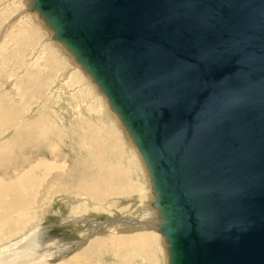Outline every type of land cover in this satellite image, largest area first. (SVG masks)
I'll list each match as a JSON object with an SVG mask.
<instances>
[{
	"label": "water",
	"instance_id": "95a60500",
	"mask_svg": "<svg viewBox=\"0 0 264 264\" xmlns=\"http://www.w3.org/2000/svg\"><path fill=\"white\" fill-rule=\"evenodd\" d=\"M145 163L168 264H264V0H27Z\"/></svg>",
	"mask_w": 264,
	"mask_h": 264
},
{
	"label": "rangeland",
	"instance_id": "374dc122",
	"mask_svg": "<svg viewBox=\"0 0 264 264\" xmlns=\"http://www.w3.org/2000/svg\"><path fill=\"white\" fill-rule=\"evenodd\" d=\"M19 4L20 6H18ZM27 5V0H25V2L20 0H0V31L6 28L4 30V34L0 36V111L1 117L8 118L6 120L15 121L12 123V125L14 124V127L11 125L9 129H6V133L0 135V151L4 149V145H6L7 142L20 132L21 128H24L25 126L27 128L31 125L30 123L32 121L43 120L39 123L45 122L46 124L44 125V128L50 130H52L51 127L56 128L58 132L63 135L60 140H58V136L60 135L55 136V139L53 135L49 137L51 145L56 146L61 144V141L64 142L62 143L61 148L58 147L57 157L60 159H57L59 162L54 159H50L48 161L43 160L41 163V159L50 158L46 151L38 153L39 155L36 159V164L39 165L37 172L40 173L38 175V179L43 182L42 184L47 183V185L43 186L42 190H40L41 187L39 189L40 198L38 204L40 207L37 209L35 208L34 210H36L38 215L39 212H41L40 215H44L37 218L36 225L40 227L43 226L47 229L48 235L53 243L65 244V246L69 248V251L63 258L54 260L51 263L68 264L71 260L79 261L80 259L81 264H161V262L158 261L157 253L161 250L164 255V264H168L167 252H165V243L162 239L163 237L158 234L157 231L151 229L158 224L157 215L152 210H150L148 214L141 212V209L146 207V202L151 200V195H149L150 192L142 190L143 185H140L137 182L134 183L133 176L127 179V183L130 185H137V192L139 189L141 190L139 199L136 196L135 191L134 193L133 191H128L125 187H123L120 188L118 193L111 196L107 191H100L98 200H89L90 198L86 194H80L77 192L78 185L77 183L75 184L74 180H69V182L66 181L65 183L67 188L65 189L61 183L60 185L64 190L59 191L54 195L56 187L55 183L58 184V181L60 182L61 179L67 178L66 172H68L67 170L70 167L72 168V163H70V161L77 162L75 165L77 169H80V175L82 173V169L86 167V164L73 159L78 158L86 163H91V161L86 160L85 155L79 153V148H82L84 144L82 141L79 142V145L72 144L73 140L71 137H73L74 134H77L73 132L74 128L71 126L70 122L68 123V125H70L69 128L64 129L63 126L60 128V125H56V123L51 120L56 104L58 105V99L52 98L50 88L57 75L66 67H63L64 63L62 61L60 66H58L59 69L56 67L51 68L50 66L55 65L57 60H63L65 63L68 62L69 59L71 61L76 60L70 53H65V47H53V45L45 43L46 46L42 49L43 54L38 56V58L44 56L39 60L41 61V64L38 66L34 63L35 61H31L30 56H33L32 48L36 47L40 41L43 40L44 36L52 38L53 34L47 27L44 20L41 19L37 13L33 14L28 10L26 13L19 15L21 12H24L25 8L27 9ZM16 17H18V19L13 22ZM38 47L40 48L41 46ZM33 74L35 75V80L32 81L30 80V76ZM86 78L88 79V77ZM86 78L84 77L85 81ZM72 80H76V78ZM12 83L13 86H9ZM68 83H70V81H68L67 84ZM71 91H73L75 95L82 94L75 93L73 88ZM90 95L91 96L89 98H94L93 96H95L93 93H90ZM75 102L77 106L80 105L79 101ZM76 105L73 103L69 104L72 111L78 108ZM70 108L67 107L66 110L70 112H65L67 114L66 116H70L73 113ZM31 109H34V112H31ZM81 118V116L73 118L74 122H76L79 126L87 123L84 118ZM24 122H27V124L18 128L21 124L24 125ZM122 126L123 124L118 123L120 131L125 135V128ZM108 133L109 131L104 133L102 136L99 134V138H101L100 140L108 137ZM119 136L120 134L117 138H119ZM122 137L118 139L119 141L121 139V141L118 142L125 151L120 154V160L124 163V161L128 160V158L125 157L127 155L126 148H124L128 142L125 136ZM41 140V142L44 141L43 138ZM92 142L94 143L93 140ZM11 144L13 145V142ZM113 147L117 150V146ZM30 152L32 154V151ZM21 156L22 155L20 154L19 161L16 158L12 159L13 166H6L5 164L0 166L1 181L5 180V182H9L6 172L11 174L10 170L12 168L21 170L18 175L30 169V166H26V160L30 156ZM63 158L69 162H67L68 164L66 166L63 162H61V160L63 161ZM130 161H132L131 164L136 165L133 166V172L138 168L142 170V166L139 161H135L133 158L128 160V162ZM22 164H24V166H22ZM126 168L129 170L127 165ZM10 179L13 180L14 177ZM49 184L55 185L53 187H48ZM51 188V192H48L47 195V189ZM142 195L144 196V200L142 199ZM80 198H82V200H79ZM132 199H138L136 201L137 204L132 203ZM140 202L143 203L141 204ZM78 205H81L84 209L79 210L75 213V215L71 214V210ZM81 219L84 221H79ZM142 220L146 222L148 221V224H145L146 227L142 224L145 223L142 222ZM124 221H133L134 223L125 224ZM120 225L130 226L131 228H119ZM97 228L100 230V239L117 238L123 240L124 242L112 243L110 241H106L105 246L101 248L97 247L95 244L89 245V243L94 239V236L96 237L94 232L96 231L97 233ZM142 228L153 233H149V236L144 237L145 240L151 244L148 247L149 252H145V244L138 243V245L137 243H130L133 238L141 236L143 232H146ZM110 229L117 230L108 232ZM0 238L3 239L4 243V238L1 236ZM22 238L13 240L12 243L17 242L18 240L20 241ZM9 240H11V238L6 239V243Z\"/></svg>",
	"mask_w": 264,
	"mask_h": 264
},
{
	"label": "bare ground",
	"instance_id": "6f19581e",
	"mask_svg": "<svg viewBox=\"0 0 264 264\" xmlns=\"http://www.w3.org/2000/svg\"><path fill=\"white\" fill-rule=\"evenodd\" d=\"M20 1L25 2V0H20ZM18 6H20V4ZM27 11L28 9L25 8L24 12H21L19 15L24 14ZM30 12L34 14V12L32 11ZM17 19L18 17H16L13 20V22H15V20ZM5 29L0 31V36L4 34ZM48 38L49 36H44L43 40L40 41V43L36 47L32 48L33 56H30V59L32 62L35 61L34 63L38 66L41 64V61L39 60L44 57L43 56L38 58V56L43 54L42 49L46 46L45 43L53 45V47L56 46L64 47L61 43L55 41L53 37L49 38L50 40ZM38 46L41 47L39 48ZM65 53H68V51L66 50ZM61 61L64 63L63 67L66 68L57 75L56 79L54 80L50 88L52 98L58 99L57 100L58 105L56 104L53 116H51V120H53L56 123V125L58 126L60 125V128L61 126H63L64 129L69 128L70 125H68V123L70 122L71 126H73L74 128L73 132L77 134V135L74 134V136L71 137V139L73 140L72 144L79 145V142L82 141L84 144L82 148H79V153L84 154L86 160L91 161V163H86L85 161H82L81 159H78L76 157H75L76 159H73L76 161L84 162L86 164V167L82 169V173L80 175V169L79 168L77 169L75 165L77 162L70 161V163H72L71 164L72 168L68 165L70 167L69 168L70 170L68 169L67 170L68 172H66L67 178L61 179L60 182L58 181V184L55 183L56 187H55L54 195L57 192L67 188L65 183L66 181L69 182V180H74L75 184L77 183L78 185L77 192L80 194L82 193L86 194L90 198L89 200H95V201L98 200L100 191L103 190L107 191L111 196L118 193L120 188L123 187H125L128 191L131 192L135 191L136 196L139 199L140 198L139 194L141 190L139 189L138 191L139 193H138L136 191L137 185L135 186L127 183V179L133 176L134 183L137 182L140 185H143L142 190L145 191L147 190V192H150L149 195H151V200L148 198L150 201L148 202L145 201L146 207H143L141 209V212L148 214V212L152 210L154 211L155 214H157L155 209L152 207L154 195L152 192L151 181L149 178L148 170L139 153V150L135 146L133 140L131 139L130 135L127 133L126 129L124 130L125 135L122 134V132L120 131L118 127V123L122 124V122L120 121L119 117L116 115L115 112L111 110L108 100L105 98L104 94L99 90L98 86L93 82L90 75L87 74L76 61H71L69 59V61L65 63V61L63 60H57L56 64L50 67L51 68L56 67L57 69H59L58 66H60ZM84 77L85 78L88 77V79L86 78L85 81ZM74 78H76V80H72ZM30 80L32 81L35 80L34 74L30 76ZM68 81H70V83L67 84ZM9 86H13V83ZM72 88L74 89L75 93H82V94L75 95L73 91H71ZM90 93H93L95 95L93 96L94 98H89L91 96ZM75 101H79L80 105L77 106ZM70 103L75 104L78 108L72 111V109L69 106ZM67 107L70 108L71 111L73 112L71 115L68 113L70 116H66L67 115L66 113L68 111L66 110ZM31 112H34V109H31ZM80 116L87 121L85 125L79 126L76 124V122H74L73 118H77ZM6 119L8 118L1 117V111H0V135L6 133L7 132L6 129H9L12 123L15 122L14 120H6ZM40 121H32L30 123L31 125L28 126L27 128L25 126L27 122H24V125L21 124L18 128L23 126L25 127L21 128L20 132H18V134H16L12 139L10 138L11 140L7 142L6 145H4V149L0 151V166L3 164H5L6 166H13L12 165L13 158H16L19 161L20 154L22 156L23 155L30 156L31 154L30 151H32L31 156L26 160V166H30L29 167L30 169L28 171H25L24 173L18 175L21 170L12 168L11 169L12 171L10 170L11 174H8L6 172L7 174L6 176H8L9 182H5V180L4 181L0 180V236L4 238V243H3V239L0 238V264H52L51 262L59 258H63L66 255V253L69 251V248L66 247L65 244L53 243L48 235L47 229H45L43 226L40 227L36 225L37 218L42 217L44 214L40 215L41 212L38 211L39 212L38 215V213L34 209L40 207V205L38 204L40 198L39 192L40 190L43 189L44 185H47V183L42 184L43 182L39 181L38 179V175L40 174L37 172L39 169V165L36 164L37 163L36 159L39 155L38 153H41L42 151H46L50 157V158L41 159L40 160L41 163L43 160L48 161L50 159H54L55 161L59 162V160L57 159L59 158L57 157L58 156L57 151L59 148L62 147V143H64L61 141V144H58L56 146L51 145L50 144L51 141L49 139L51 135H53L54 139L55 136L60 135L58 136L59 137L58 140H60V138H62L63 135L60 134L56 128L51 127L52 130L44 128V125L46 123L45 122L39 123ZM108 131H109V133L107 134L108 137L100 140L101 138H99L100 136L99 134H101L102 136L104 133H107ZM119 134H120L119 138L125 136L128 142L127 145L125 144L126 146L124 147L126 148V155H127L125 157L128 158V160L130 158H133L135 161H139L141 163L142 170L137 167L138 169H135V171L133 172L132 171L134 170L133 166L136 165L131 164L132 161L128 162V160H126L124 161V163L121 162L120 154H122V152L125 151L122 149L119 143L121 139L119 141L118 140L119 138H117ZM42 138L44 139L43 142H41ZM92 140L94 141V143L92 142ZM12 142L13 145L11 144ZM113 146H117V150ZM61 162H63L65 166L69 163L68 160H65L64 158L63 161L61 160ZM126 165L127 167H129V170H127ZM22 166H24V164H22ZM13 177L14 179L11 180L10 178ZM61 183L63 184L64 189L63 187H61L60 185ZM55 184H49L48 187H53ZM47 190H48L47 191V195H48V192H51L52 188ZM143 195H142V199L144 198ZM138 199H132L131 201L132 203H136ZM79 200H82V198H80ZM140 203L142 204L143 202ZM81 209H84V207L78 205L74 207L70 213L75 215V213ZM128 217H124V218H128ZM79 221H84V220L81 219ZM142 222H145L142 223L144 226L146 223L148 224V221L146 222L142 220ZM126 223L133 224L134 222L133 221L125 222V224ZM121 226L122 225H120L119 228H124V229L125 227L131 228L130 226H126V225H123L122 227ZM155 228L156 227H153L151 229L156 231ZM142 229L145 230L146 232H143L141 236L133 238L130 241V243L145 244L146 246H144L145 247L144 250L145 252H149L148 247L151 244L148 243L144 237L149 236V233H151V231H147L144 228ZM96 230L97 233L96 231L94 232L96 234V237L94 236V239L89 243V245L95 244L97 245V247L101 248L105 246L106 241H110L112 243L124 242L123 240L117 238L100 239L101 238L99 234L100 230L98 228ZM113 230H117V229H110L108 230V232H111ZM8 238H11V240H9L6 243V239ZM19 238L22 239L20 241L18 240L17 242L12 243L13 240ZM162 239L163 242L165 243L164 238ZM165 250H166V245H165ZM157 253H158V261L161 262V264L162 263L164 264L163 252L159 250ZM68 264H81V263L79 259V261L71 260L69 261Z\"/></svg>",
	"mask_w": 264,
	"mask_h": 264
}]
</instances>
